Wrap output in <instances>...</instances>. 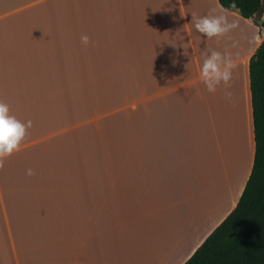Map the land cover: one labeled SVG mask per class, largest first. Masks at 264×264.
Here are the masks:
<instances>
[{"label": "crops", "instance_id": "crops-1", "mask_svg": "<svg viewBox=\"0 0 264 264\" xmlns=\"http://www.w3.org/2000/svg\"><path fill=\"white\" fill-rule=\"evenodd\" d=\"M217 0H0V100L31 121L0 167V264H185L250 176L257 23ZM87 34L91 43L81 44ZM231 54L209 93L204 53ZM35 175H26L27 169Z\"/></svg>", "mask_w": 264, "mask_h": 264}, {"label": "trees", "instance_id": "trees-1", "mask_svg": "<svg viewBox=\"0 0 264 264\" xmlns=\"http://www.w3.org/2000/svg\"><path fill=\"white\" fill-rule=\"evenodd\" d=\"M229 12L258 23L264 0H217ZM254 158L234 210L185 264H264V42L249 62Z\"/></svg>", "mask_w": 264, "mask_h": 264}, {"label": "clouds", "instance_id": "clouds-1", "mask_svg": "<svg viewBox=\"0 0 264 264\" xmlns=\"http://www.w3.org/2000/svg\"><path fill=\"white\" fill-rule=\"evenodd\" d=\"M191 24L195 30L207 38H220L226 36L237 28L236 21H230L224 10L212 8L205 15L191 13ZM81 44L87 46L91 43L87 34L81 35ZM235 68L231 54L211 50L204 53V58L199 69V77L209 93H215L219 88L224 89V98L232 102L231 80ZM31 121L27 123L19 120L11 113L10 106L0 100V167L14 152L18 151L22 141L28 134ZM26 175L33 176L35 172L29 168Z\"/></svg>", "mask_w": 264, "mask_h": 264}, {"label": "built area", "instance_id": "built-area-1", "mask_svg": "<svg viewBox=\"0 0 264 264\" xmlns=\"http://www.w3.org/2000/svg\"><path fill=\"white\" fill-rule=\"evenodd\" d=\"M257 29L259 31V35L263 43L264 42V13L262 14L259 22L257 23Z\"/></svg>", "mask_w": 264, "mask_h": 264}]
</instances>
